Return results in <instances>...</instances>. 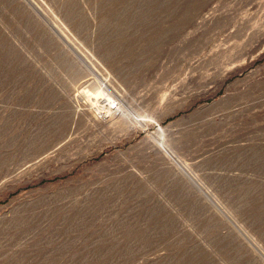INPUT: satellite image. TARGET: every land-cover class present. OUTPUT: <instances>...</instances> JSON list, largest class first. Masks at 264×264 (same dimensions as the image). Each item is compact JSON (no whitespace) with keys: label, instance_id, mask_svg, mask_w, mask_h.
Masks as SVG:
<instances>
[{"label":"rangeland","instance_id":"rangeland-1","mask_svg":"<svg viewBox=\"0 0 264 264\" xmlns=\"http://www.w3.org/2000/svg\"><path fill=\"white\" fill-rule=\"evenodd\" d=\"M0 264H264V0H0Z\"/></svg>","mask_w":264,"mask_h":264}]
</instances>
